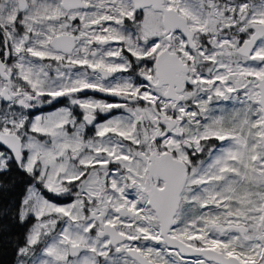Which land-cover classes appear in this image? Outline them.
I'll list each match as a JSON object with an SVG mask.
<instances>
[{
    "label": "snow or ice",
    "instance_id": "6c2138e0",
    "mask_svg": "<svg viewBox=\"0 0 264 264\" xmlns=\"http://www.w3.org/2000/svg\"><path fill=\"white\" fill-rule=\"evenodd\" d=\"M5 256L264 264V0H0Z\"/></svg>",
    "mask_w": 264,
    "mask_h": 264
},
{
    "label": "trees",
    "instance_id": "16d2710c",
    "mask_svg": "<svg viewBox=\"0 0 264 264\" xmlns=\"http://www.w3.org/2000/svg\"><path fill=\"white\" fill-rule=\"evenodd\" d=\"M3 259H4V264H9V261H10L9 256H5V257H3Z\"/></svg>",
    "mask_w": 264,
    "mask_h": 264
},
{
    "label": "flooded vegetation",
    "instance_id": "af4514ba",
    "mask_svg": "<svg viewBox=\"0 0 264 264\" xmlns=\"http://www.w3.org/2000/svg\"><path fill=\"white\" fill-rule=\"evenodd\" d=\"M98 98H103V97H99V96H98ZM46 110H47V109H46Z\"/></svg>",
    "mask_w": 264,
    "mask_h": 264
}]
</instances>
